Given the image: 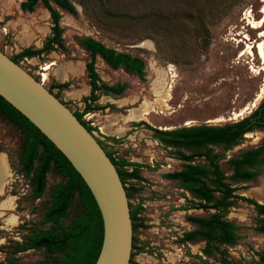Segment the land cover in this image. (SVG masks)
Here are the masks:
<instances>
[{"label": "rangeland", "instance_id": "374dc122", "mask_svg": "<svg viewBox=\"0 0 264 264\" xmlns=\"http://www.w3.org/2000/svg\"><path fill=\"white\" fill-rule=\"evenodd\" d=\"M21 2L0 0V51L10 59L25 48H40L50 35L51 22L42 3L26 12L20 10ZM48 2L59 14L61 47L16 63L45 88L67 82L66 88L51 92L73 113L82 112L80 99L88 94L84 65L89 56L79 47L80 38L90 37L107 48L126 52L145 66L140 80L96 58L99 79L107 85L124 84L125 89L120 95L99 96L92 106L102 109L82 115L104 151L141 164L138 172L143 180L129 179L125 184L130 209L137 211L136 223L141 224L132 232L134 249L129 264H198L194 256L203 244L182 246L178 241L191 228L184 216H206L214 211L179 210L187 205L183 194L190 197L175 182L161 177L181 164L172 158L173 151L151 140L148 130L139 124L128 125L118 146L105 144L106 133L127 126V120L166 130L182 127L185 121L191 122L187 126L226 124L235 121L228 119L232 113L248 107L239 118L250 114L264 96V65L257 51L264 27L251 29L243 17L250 12L259 20L262 0H68L74 15ZM248 45L251 55L245 53ZM221 118V122L215 121ZM263 139L264 128L256 129L244 135L224 158L256 147ZM20 141L19 133L0 118V160L4 161L0 167V264L5 252L28 229L49 226L42 216L49 205L50 188L60 180L48 174L43 195L32 199L27 180L18 173ZM209 148L219 153V148ZM219 164L229 174L224 162ZM236 188L235 194L263 203L264 164L256 179ZM255 216L253 207L239 200L225 213L224 218L239 227L236 244L224 248L229 260L256 264V254L264 255V234L253 230ZM16 257L17 264H41L48 254L44 249L27 250ZM207 261L217 264L211 258Z\"/></svg>", "mask_w": 264, "mask_h": 264}, {"label": "trees", "instance_id": "16d2710c", "mask_svg": "<svg viewBox=\"0 0 264 264\" xmlns=\"http://www.w3.org/2000/svg\"><path fill=\"white\" fill-rule=\"evenodd\" d=\"M38 1L49 13L50 36L40 48L21 50L11 59L14 63L25 57H39L41 54L52 51L55 46L61 47L59 14L50 6L48 0H23L19 8L21 11L31 12ZM51 1L68 13L75 14L68 0ZM78 43L89 53V60L85 64L89 91L87 96L80 99L83 104L82 112L73 114L91 133L93 129L82 119V115L102 109L99 106H92L100 95H120L125 88L124 84L107 85L99 79L94 69L95 56L101 57L112 69L134 73L139 79L144 76V64L139 58L107 48L90 37H82ZM67 86V82L51 84L48 91ZM0 118L12 126L21 137L17 154L18 173L27 180L30 197L38 199L43 195L48 174H55L60 178L50 188L49 205L42 216V221L49 226L46 229H28L20 237V241H16L12 249L5 252L1 264H17V254L39 249H44L48 254L47 259L41 264H94L101 246L102 223L89 190L54 146L2 98H0ZM146 127L152 131L153 138L159 139L167 146L193 149L206 145L221 147L222 152L219 154H213L210 148L190 155L177 152L178 159L187 163L182 165L180 171L165 173L162 177L176 180L177 188L190 196L189 199L183 195L187 205L180 207L179 210L214 211L206 216L189 214L184 216V221L191 225L192 229L183 232L178 241L181 245L203 243L200 253L206 259L195 255L198 264H210L207 261L208 258L217 264H241L227 258L224 248L236 244L239 239V227L224 216L233 206L234 201L245 202L253 207L256 214L254 232L264 234V203L258 204L252 199L234 194L237 189L233 187L237 182H247L258 176V170L264 164V140L257 147L225 160L227 169L231 171L230 175L224 174L219 168L218 161L224 159V152L236 146L243 139L244 134L264 128V96L250 114L234 123L220 127L181 128L173 131H158ZM105 153L117 171L128 200L126 180H143L138 172L140 165L122 157L114 158L109 152ZM194 156L203 157L207 163L206 166L191 164ZM128 207L132 232H134L141 224L136 223L137 211L130 209L129 202ZM71 211H74L72 216H70ZM133 243L132 236L131 250L134 249ZM131 255L132 253L130 257ZM256 255L259 258L256 264H264V255L258 253Z\"/></svg>", "mask_w": 264, "mask_h": 264}, {"label": "water", "instance_id": "95a60500", "mask_svg": "<svg viewBox=\"0 0 264 264\" xmlns=\"http://www.w3.org/2000/svg\"><path fill=\"white\" fill-rule=\"evenodd\" d=\"M0 98L54 146L89 190L102 223L94 264H128L132 243L128 200L114 165L93 135L59 99L1 51Z\"/></svg>", "mask_w": 264, "mask_h": 264}, {"label": "flooded vegetation", "instance_id": "af4514ba", "mask_svg": "<svg viewBox=\"0 0 264 264\" xmlns=\"http://www.w3.org/2000/svg\"><path fill=\"white\" fill-rule=\"evenodd\" d=\"M38 2H40V1H38ZM37 4V3H36ZM35 4V5H36ZM55 4V3H54ZM56 5V4H55ZM51 6V5H50ZM57 6V5H56ZM44 7V6H43ZM60 8V7H59ZM45 9V8H44ZM54 9V8H53ZM46 10V9H45ZM64 10V9H63ZM47 11V10H46ZM48 13V12H47ZM58 13V12H57ZM48 15H49V13H48ZM50 18V17H49ZM51 22V21H50ZM51 28V27H50ZM50 36V35H49ZM47 39V38H46ZM79 41V40H78ZM79 47H80V45H79ZM81 48V47H80ZM35 49H37V48H35ZM82 49V48H81ZM83 51H85L84 49H82ZM50 52V51H49ZM85 52H87V51H85ZM48 53V52H47ZM88 53V52H87ZM42 55V54H41ZM40 55V56H41ZM88 56H89V53H88ZM35 57H37V56H35ZM96 58H99L103 63H105L102 59H101V57H99L98 55H96L95 56V60H96ZM10 59V58H9ZM89 60V59H88ZM141 60V59H140ZM143 62V61H142ZM87 63V62H86ZM85 63V64H86ZM17 64V63H16ZM94 64H95V62H94ZM106 64V63H105ZM144 64V63H143ZM107 65V64H106ZM107 66H109V65H107ZM110 67V66H109ZM111 68V67H110ZM84 69H85V65H84ZM112 69V68H111ZM113 70H116V69H113ZM121 70V69H120ZM123 71V70H122ZM96 72V71H95ZM125 72V71H124ZM127 73V72H126ZM132 74H134V73H132ZM144 75H145V66H144ZM137 77V76H136ZM138 78V77H137ZM143 78H144V76H143ZM142 78V79H143ZM142 79H140V80H142ZM49 88V87H48ZM48 88H46L47 90H48ZM125 89V88H124ZM88 91H89V86H88ZM124 91V90H123ZM52 93V92H51ZM54 95V94H53ZM88 95V94H87ZM86 95V96H87ZM101 96V95H100ZM105 96H107V95H105ZM83 97V96H82ZM58 99V98H57ZM60 100V99H59ZM64 105H65V103L62 101V100H60ZM66 106V105H65ZM240 111V110H239ZM239 111L237 112V113H239ZM251 113V112H250ZM233 114V113H232ZM232 114H231V117H229L228 119L229 120H235V121H233V122H229V123H226V124H231V123H234V122H236V121H238V120H240V119H242V118H239L240 116H238V117H236V118H234L233 116H232ZM234 118V119H233ZM238 118V119H237ZM228 119H226V120H228ZM237 119V120H236ZM218 119H216L215 121L216 122H221L222 120H219V121H217ZM189 123H191L190 121H185L184 122V126H182V127H179V128H173V129H166V130H158V129H156V128H152V127H150L148 124H146L145 122H143V121H137V122H134V123H131L130 125H135V124H139L140 126H143L146 130H148V132H149V138L151 139V140H153V141H155V142H157L162 148H165V149H171L172 151H173V153H172V158L173 159H175V160H177V161H179V163H181L180 164V166H179V168L177 169V170H173V171H171V172H178V171H180L181 169H182V165L183 164H186L187 162H184V161H182V160H180V159H178V157H177V152H180V153H182V154H185V153H183V152H181V149H191L192 150V152L191 153H189V154H185V155H190V154H192V153H196V152H204V150L206 149V148H209L210 146H214V145H206V146H200V148H198V149H193V148H178V147H176V146H167V145H165V144H163L159 139H157V138H153V133H152V131H150L149 129H147V127L146 126H148V127H150V128H152V129H155V130H158V131H173V130H177V129H181V128H194V127H220V126H223V125H226V124H222V125H218V126H212V125H208V124H204V125H199V126H187ZM136 126V125H135ZM91 127V126H90ZM92 132V131H91ZM250 133V132H249ZM246 134H248V133H246ZM246 134H244V135H246ZM244 135H243V137H244ZM94 137V136H93ZM264 140V139H263ZM262 140V141H263ZM97 141V140H96ZM240 143V142H239ZM239 143L237 144V145H239ZM261 143V142H260ZM259 143V144H260ZM99 144V143H98ZM105 144L106 145H108V146H110V147H112V146H118L119 144H120V142L118 143V141L117 140H115V139H111V138H109V137H106V141H105ZM236 145V146H237ZM101 146V145H100ZM258 146V145H257ZM256 146V147H257ZM215 147H217V148H219V153H221L222 151H221V147L220 146H215ZM233 147H235V146H233ZM232 147V148H233ZM102 148V147H101ZM231 148V149H232ZM255 148V147H254ZM103 149V148H102ZM211 149V148H210ZM231 149H229V150H231ZM250 149H252V148H250ZM104 150V149H103ZM229 150H227V151H229ZM246 150H248V149H246ZM227 151H225L224 152V154L227 152ZM243 151H245V150H243ZM243 151H240V152H243ZM104 152H106V151H104ZM239 152V153H240ZM111 155H112V157H114L113 156V153H111V152H109ZM212 153L213 154H219L218 152L216 153V152H214L213 150H212ZM239 153H237L235 156H232V157H236ZM232 157H229V158H232ZM115 158V157H114ZM197 158H199V161H197ZM229 158H227V159H229ZM124 159H126V158H124ZM227 159H223V160H219L218 161V165H219V168L222 170V168L220 167V164H219V162L220 161H223L224 162V164H225V160H227ZM127 160V159H126ZM193 160H196V161H193ZM193 160L190 162L191 164H199V165H203V166H206V161L204 160V158L203 157H197V156H194L193 157ZM127 161H129V162H131L130 160H127ZM132 163H136V164H138V165H141V164H139V163H137V162H132ZM226 166V165H225ZM263 166V165H262ZM261 166V167H262ZM261 167L259 168V170H258V176H259V174H260V169H261ZM226 169H227V167H226ZM223 171V170H222ZM171 172H166V173H171ZM224 172V174L225 175H230V173H231V171H229L228 169H227V172L229 173V174H226L225 173V171H223ZM165 174V173H164ZM257 176V177H258ZM161 177H162V175H161ZM257 177H255L254 179H256ZM163 178V177H162ZM164 179V178H163ZM254 179H252V180H254ZM166 180H168V179H166ZM252 180H250V181H252ZM170 181H172V182H175L176 183V186H178V182L176 181V180H170ZM250 181H247V182H250ZM242 183H246V182H237L236 184H234L233 185V187H236V185L237 184H242ZM237 189V188H236ZM180 190H182V189H180ZM183 191V190H182ZM237 191V190H236ZM235 191V192H236ZM183 192H185V191H183ZM235 192H234V194H235ZM186 193V192H185ZM187 194V193H186ZM184 195V194H183ZM188 195V194H187ZM237 195V194H236ZM189 196V195H188ZM238 196H240V195H238ZM186 197V196H185ZM190 197V196H189ZM242 197H244V196H242ZM187 198V197H186ZM245 198H247V197H245ZM190 199V198H189ZM249 199H251V198H249ZM253 200V199H252ZM255 201V200H254ZM256 202V201H255ZM256 203H258V202H256ZM264 203V202H263ZM263 203H258V204H263ZM254 210V209H253ZM255 212V211H254ZM256 217V216H255ZM187 223V222H186ZM190 229L189 230H191L192 229V226L190 225ZM189 230H186V231H189ZM183 232H185V231H183ZM182 232V233H183ZM199 243H202V242H199ZM186 244H188V243H186ZM185 244V245H186ZM203 244V243H202ZM182 246H184V245H182ZM203 247V246H202ZM201 250V249H200ZM200 250H199V254H197V255H199L200 257H202V259H206V258H204L202 255H201V253H200ZM131 254V253H130ZM129 264V263H128Z\"/></svg>", "mask_w": 264, "mask_h": 264}, {"label": "bare ground", "instance_id": "6f19581e", "mask_svg": "<svg viewBox=\"0 0 264 264\" xmlns=\"http://www.w3.org/2000/svg\"><path fill=\"white\" fill-rule=\"evenodd\" d=\"M262 3H263V5H262V8H261V13L263 14L262 15V17L259 19V20H255V19H253L252 17H251V15H250V12H247V13H245L244 14V17H243V20H245L246 22V24L248 25V26H250L251 27V29H260V28H263L264 27V0H262ZM248 37L247 36H245L244 37V39H247ZM259 38H260V40H259V42H257L258 43V45H257V51H258V56H259V58L262 60V65H264V40H262V39H264V30H262L261 31V33L259 34ZM245 53H247L248 55H251V46L250 45H248L247 47H246V51H245ZM53 65V63H51V64H49V65H46L42 70H43V72H45L46 70H48V69H50V67ZM45 76H46V74L45 73H43L42 74V77H44L45 78ZM263 93V90L261 91V94ZM259 96H261V95H259ZM254 105V104H253ZM249 108V107H248ZM248 108H245L244 110H242L240 113H233L232 114V116L234 117V118H236V117H238V116H241L246 110H248ZM233 118V119H234ZM219 120H223L222 118L221 119H219ZM219 120H217V121H219Z\"/></svg>", "mask_w": 264, "mask_h": 264}, {"label": "crops", "instance_id": "0c3cea01", "mask_svg": "<svg viewBox=\"0 0 264 264\" xmlns=\"http://www.w3.org/2000/svg\"><path fill=\"white\" fill-rule=\"evenodd\" d=\"M126 123H127V126H125V127H122L120 125L119 127H113V128H111V130H109L106 133V137H109L111 139H115V140L118 141V143L121 142V140H119V138L124 136L125 132L129 129V126L128 125H130L131 123H134V121L132 122V120H127ZM3 166H4V161L1 158V160H0V167L2 168Z\"/></svg>", "mask_w": 264, "mask_h": 264}]
</instances>
